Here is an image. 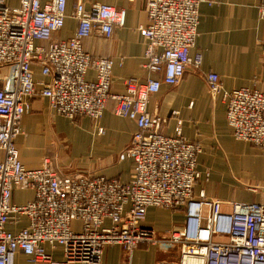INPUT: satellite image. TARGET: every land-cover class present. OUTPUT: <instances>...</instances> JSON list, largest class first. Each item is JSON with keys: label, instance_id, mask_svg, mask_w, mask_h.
Instances as JSON below:
<instances>
[{"label": "built area", "instance_id": "obj_1", "mask_svg": "<svg viewBox=\"0 0 264 264\" xmlns=\"http://www.w3.org/2000/svg\"><path fill=\"white\" fill-rule=\"evenodd\" d=\"M212 1L146 0L148 23L138 31L147 39L145 65L153 75L144 82L128 78L125 91L114 93V59L92 55L84 41L96 33L111 38L115 27L126 23L125 9L100 2L88 7L86 0H76L77 29L70 38L56 40L65 27L68 0H0V149L5 152L0 161V264H101L108 245L120 244L132 253L144 241L178 246L176 264H264V204L197 193L202 146L186 137L178 111L172 113L174 132L167 134L168 119L148 109L163 84L177 85L188 68H201L203 53L191 51L200 7ZM35 67L47 79L37 80ZM90 69L94 80L87 78ZM206 82L210 94L223 95L234 136L264 150V88L227 91L214 71ZM37 97L73 120H99L114 101V113L137 124L125 150L134 163L129 181L63 176L47 157L38 166L26 164L17 139L25 135L23 119ZM18 187L33 189L34 199L14 203ZM228 204L231 211L225 210ZM151 206L182 209L185 221L175 224L165 240L157 239L143 224ZM24 219L27 225L19 230L8 228ZM59 247L63 259L55 257Z\"/></svg>", "mask_w": 264, "mask_h": 264}, {"label": "crops", "instance_id": "obj_2", "mask_svg": "<svg viewBox=\"0 0 264 264\" xmlns=\"http://www.w3.org/2000/svg\"><path fill=\"white\" fill-rule=\"evenodd\" d=\"M76 0H68V17L65 27L54 35L56 40H66L76 31L77 19L72 15ZM89 7L100 2L126 10V23L116 26L111 38L96 33L86 38L87 51L97 57L114 59L112 91L123 93L125 80L136 78L144 82L153 74L146 68L145 51L147 39L138 31L140 24L148 23L146 0H86ZM264 0H213L200 7L198 37L192 54L201 51L204 56L199 70L188 68L184 78L177 85L163 84L160 91L149 99L148 109L152 114L167 118L164 132L172 134L176 125L173 111L179 112L184 121V133L190 141L199 143V168L203 180L196 192L205 191L210 198L240 203L264 204V184L258 192L246 189L241 182L223 184L213 179V167L224 166L237 157L246 165L264 163V150L234 136L227 119V105L223 95L211 96L206 82L210 71L217 72L224 81L225 90L232 91L243 87L264 88V19L260 8ZM157 76V75H156ZM37 80L47 79L39 67H35ZM96 73L90 69L87 78L94 80ZM115 102L110 101L101 124L104 134L98 133L89 117L82 116L76 122L64 115L55 113L47 98L32 100L31 111L24 116L26 135H21L18 145L22 157L29 166L41 163L45 156L51 159L61 175H104L108 178L127 182L133 171V160L125 154L137 124L134 120L117 116ZM79 136L86 133L90 146L85 158L67 159L54 147L55 137L63 133ZM5 152L0 149V161ZM209 173V174H208ZM35 192L31 188L18 187L13 193V202L24 204L32 201ZM231 211L232 206L225 205ZM185 221V212L180 209L151 206L143 219V224L155 232L157 239L165 240L175 224ZM24 219L20 226L9 225L13 231L27 225ZM75 227H81L75 222ZM63 257V253L57 254ZM180 250L176 245L165 241L152 244L140 243L132 253L120 244L105 248L101 264H176Z\"/></svg>", "mask_w": 264, "mask_h": 264}, {"label": "rangeland", "instance_id": "obj_3", "mask_svg": "<svg viewBox=\"0 0 264 264\" xmlns=\"http://www.w3.org/2000/svg\"><path fill=\"white\" fill-rule=\"evenodd\" d=\"M210 95L213 96L212 94ZM80 117H77L74 120V122H76ZM90 119L94 123L96 130H98V133L104 134L105 129L100 122L102 118L99 120H95L92 118ZM101 128L103 129V131H100ZM25 135H26V131H25ZM54 137L56 138L54 147L57 149V151L60 152L61 156L64 157L65 155L67 159H72L74 161H76L77 159L86 157L87 152L89 150V146H90V137L86 133H84L82 136L81 135L76 136V135H73V133L69 132L67 134L63 133L61 135L59 134ZM258 149H261V148L258 147ZM223 164L224 166L217 163V165L213 167L214 169L213 174L215 173V176H213V179L215 181L223 183V184H226V183L234 184V181L238 183L241 182L245 185L246 189H249V190L253 189V191H255V189H258L257 190L258 192L262 190L261 184H264V163L261 162L258 164L256 163L254 165H251V164L246 165L245 163H243V161H241L237 157H233L229 161L226 158H224ZM198 169L200 172L202 171L199 168V159H198ZM205 179L206 178L203 179V177H201L197 185L200 184ZM197 185L196 187H198ZM9 227L10 226H8V228ZM59 252H62L61 247H59L56 251H54L55 257L58 259H63V257H59L57 255Z\"/></svg>", "mask_w": 264, "mask_h": 264}, {"label": "trees", "instance_id": "obj_4", "mask_svg": "<svg viewBox=\"0 0 264 264\" xmlns=\"http://www.w3.org/2000/svg\"><path fill=\"white\" fill-rule=\"evenodd\" d=\"M213 264H218V262H214ZM219 264H224V262H222V263H219Z\"/></svg>", "mask_w": 264, "mask_h": 264}]
</instances>
